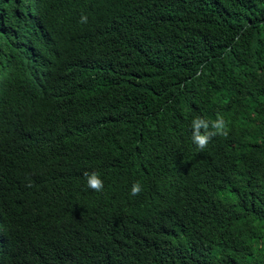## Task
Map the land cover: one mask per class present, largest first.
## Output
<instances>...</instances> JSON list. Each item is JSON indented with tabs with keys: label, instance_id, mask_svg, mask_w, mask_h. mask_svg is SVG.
<instances>
[{
	"label": "trees",
	"instance_id": "16d2710c",
	"mask_svg": "<svg viewBox=\"0 0 264 264\" xmlns=\"http://www.w3.org/2000/svg\"><path fill=\"white\" fill-rule=\"evenodd\" d=\"M0 264H264V0H0Z\"/></svg>",
	"mask_w": 264,
	"mask_h": 264
},
{
	"label": "clouds",
	"instance_id": "9594fccd",
	"mask_svg": "<svg viewBox=\"0 0 264 264\" xmlns=\"http://www.w3.org/2000/svg\"><path fill=\"white\" fill-rule=\"evenodd\" d=\"M80 22L87 23L88 17L86 15H82ZM190 127L192 130V142L201 151L206 149L212 137L217 135L222 137L228 135L227 123L219 114L214 120H206L202 117H196L192 120ZM84 177L86 179L87 188L95 192H100L103 190V180L100 178L98 173L85 172ZM141 192L142 187L139 182H136L131 186L130 194L132 196H138Z\"/></svg>",
	"mask_w": 264,
	"mask_h": 264
}]
</instances>
